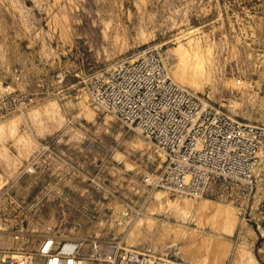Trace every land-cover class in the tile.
Masks as SVG:
<instances>
[{
    "label": "rangeland",
    "instance_id": "1",
    "mask_svg": "<svg viewBox=\"0 0 264 264\" xmlns=\"http://www.w3.org/2000/svg\"><path fill=\"white\" fill-rule=\"evenodd\" d=\"M145 49L176 84L264 128V0H0V190L30 213L0 216V251L24 221L27 251L91 235L185 264H259L264 137L252 196L190 198L152 186L157 151L87 94L90 73Z\"/></svg>",
    "mask_w": 264,
    "mask_h": 264
},
{
    "label": "built area",
    "instance_id": "2",
    "mask_svg": "<svg viewBox=\"0 0 264 264\" xmlns=\"http://www.w3.org/2000/svg\"><path fill=\"white\" fill-rule=\"evenodd\" d=\"M83 82L93 101L135 128L157 151L164 167L152 176L153 187L194 198L208 194L231 199L240 192L248 199L261 186L257 174L264 128L226 116L173 82L155 49L96 70ZM23 202L7 188L0 190V216L9 209L15 217L27 218L29 212L16 211ZM21 223L14 221L12 245L0 251V264H185L91 235L71 238L51 233L27 251L21 234L28 228ZM258 251L259 264H264V236Z\"/></svg>",
    "mask_w": 264,
    "mask_h": 264
},
{
    "label": "bare ground",
    "instance_id": "3",
    "mask_svg": "<svg viewBox=\"0 0 264 264\" xmlns=\"http://www.w3.org/2000/svg\"><path fill=\"white\" fill-rule=\"evenodd\" d=\"M190 198H194V197H190ZM203 203H205V202H203ZM163 204H164V203H163ZM186 204H187V203H186ZM207 205H208V204H207ZM207 205H206V204H201L200 206H198V205H197V206L199 207V209H200V208L205 209V208L208 207ZM163 206H164V205H163ZM189 206H190V205H189ZM206 206H207V207H206ZM168 207H169V206H168ZM187 208H189V207H187ZM187 208H185V209L187 210ZM218 208H219V207H218ZM179 209H180V208H179ZM196 209H197V207H196ZM199 209H198V210H199ZM208 209H209V208H208ZM210 209H211V207H210ZM214 209H215V208H214ZM175 210H176V209H175ZM180 210H181V209H180ZM182 210H183V209H182ZM182 210H181V211H182ZM206 210H207V209H205V211H206ZM215 210H216V209H215ZM213 212H215V211L213 210ZM213 212H212V213H213ZM216 212H217V214H218V213L220 212V209H219V211H216ZM180 214H181V213H180ZM213 214H216V213H213ZM249 258H250V257H249Z\"/></svg>",
    "mask_w": 264,
    "mask_h": 264
},
{
    "label": "water",
    "instance_id": "4",
    "mask_svg": "<svg viewBox=\"0 0 264 264\" xmlns=\"http://www.w3.org/2000/svg\"><path fill=\"white\" fill-rule=\"evenodd\" d=\"M23 223V225H24V221L22 222ZM147 251H152V250H150V249H147ZM154 252V251H153Z\"/></svg>",
    "mask_w": 264,
    "mask_h": 264
}]
</instances>
